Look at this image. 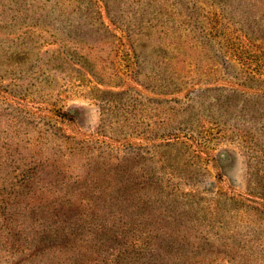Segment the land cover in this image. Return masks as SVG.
<instances>
[{"label":"rangeland","instance_id":"obj_1","mask_svg":"<svg viewBox=\"0 0 264 264\" xmlns=\"http://www.w3.org/2000/svg\"><path fill=\"white\" fill-rule=\"evenodd\" d=\"M94 1L88 18H73L70 23L64 18L35 20L23 14L0 23V193H10V197L31 193L38 200L30 202L40 206L39 197L45 191L61 192L76 174L80 183L89 181L84 158L92 166L88 155L93 159L96 154L87 155V146L103 143L112 150L118 142L128 143L132 149L140 147L142 159L130 155V161L124 162L119 158L116 167L127 163L132 173L151 168L147 175L169 180L167 186L144 190L151 200L146 208L156 205L160 213L167 209L161 220L168 228L192 225L194 233L202 229L211 244V250L197 253L200 259L208 256L205 264L227 259L241 260L235 264H264V215H259L264 196L258 195L259 173L264 175V148L260 146L264 142L257 139L261 108L256 97L243 96L247 88H264L260 0L225 4L229 20L219 10L224 1L190 0L195 3L197 22L193 34L181 29L184 34L180 33L170 14L163 26L160 21L144 25L145 16H141L137 23L146 32L136 33L134 51L109 23L101 0ZM109 1L114 11L119 0ZM64 2L62 7L58 3L59 8H73L74 0ZM120 2L132 4V0ZM97 11L100 21L117 33L116 48L112 37L101 40L100 46L91 38L94 45L90 46V38H83L82 32L52 34L54 28L48 26L98 23ZM131 14L127 12L126 18ZM84 33L88 34L85 28ZM58 50L73 56L72 62L57 64ZM219 53L224 59H217ZM175 86L182 95L194 90L196 97L182 106L181 97L176 103L175 96L162 94ZM210 87H223L226 92L219 94ZM123 89L127 93L109 97L110 91ZM64 111L72 116L60 119ZM262 115L260 123H264ZM163 129L180 134L160 141ZM248 130L250 135L245 133ZM108 154L95 158L93 164L101 171L116 164L115 154ZM95 171L92 182L97 178ZM215 176H220L216 190L202 194L207 188L203 183ZM26 178H32L33 184ZM137 181H143L141 176ZM176 237L180 241L190 234ZM5 248L0 239V251ZM0 256V264L24 261L21 255L4 251Z\"/></svg>","mask_w":264,"mask_h":264},{"label":"trees","instance_id":"obj_2","mask_svg":"<svg viewBox=\"0 0 264 264\" xmlns=\"http://www.w3.org/2000/svg\"><path fill=\"white\" fill-rule=\"evenodd\" d=\"M66 1L0 0V23L7 18H21L20 14L31 15L28 18L35 20H41L44 17L64 18L66 19L65 23H70V19L73 18H88L86 14L95 4L94 0H74V3H72L73 8H59V2H61V7L62 2L71 3V0ZM120 1L122 0L117 2L113 11L109 0H101L109 23L113 26V29L124 35L126 44L131 51L135 50L136 33L146 32L137 23L143 16H145L142 22L144 25L146 23L149 26L157 25L160 21V25L163 26L165 25L164 22L167 21L164 20L165 16L170 14L169 18L180 33L182 31H187L188 34L194 33L197 22L193 16L194 2L190 0H132V4L129 3V5ZM232 1L222 0L223 4H219V10L226 20H229L230 13L228 10H224V5L230 4ZM258 3L261 9H264V0H260ZM167 7H169V10H167ZM127 12L132 13L129 18H126ZM5 13L11 16L4 17ZM89 13H92V10ZM94 16L95 20L96 17L99 19L98 23L89 22L87 25H80L78 21H75L74 23L77 25L61 24V26L55 28L50 23L48 26L54 28L52 34L67 35L69 33L66 31L69 30L82 32V36L86 34V37L83 38H90L87 41L90 42V46H92L91 44L94 45L93 41L91 43V38L96 45L99 44L100 46L101 40L112 37L111 45L114 44V48H116V44L118 45V42H120L117 33H112L110 26L100 21V12L97 11ZM153 21H156L157 24H154ZM1 27L0 25V29H3ZM84 28L88 34L84 33ZM135 28L138 29L135 30ZM242 30L239 29L241 33ZM221 54L217 55V59H224L223 56H220ZM68 55L69 53L66 54L62 50H58L54 58L57 60V64L67 63L66 60L72 62L73 56L68 57ZM80 58L83 57L80 56ZM135 58L139 59L137 56ZM158 61H161V59ZM257 80L262 82L261 79ZM236 86L240 87L242 84L236 83ZM175 88L177 87L166 89L165 91L168 92H162V94L169 97L175 96L172 100L176 103H179L177 101L181 97L184 102H181L180 99L179 104L182 106L189 98L196 97L194 90L182 95L181 90L175 91ZM210 89L219 94H222L223 91L226 92L223 87H210ZM246 90L249 92H244L245 95L242 93L244 97H256L259 102L261 111L257 112L259 115L257 139L264 142V123H260L262 121L260 117H263L262 113H264V88H247ZM125 93H127L126 89L110 91L108 94L110 97L112 95L122 96ZM11 111L14 110L11 109ZM62 113L60 119L72 116L67 111ZM163 130L165 131L159 135L160 141L168 140L171 137L176 138L180 134V131L173 129ZM245 133L250 135L251 131L248 130ZM118 144V147L112 149L115 152L107 149L110 147L105 148L103 143L87 146V155L91 154L92 151L96 154L93 159L91 155H88L93 160L92 166L88 163L87 158H84L86 162L85 178H89V181L80 183V175L76 174L68 181L67 186L61 192L54 191V189L45 191V194L39 197H42V205L40 206L38 202L37 205L30 202L37 199L31 193L11 195V197L9 196L10 193H0V239L7 247V249L5 248L0 252L4 251L10 256L12 254L21 255L24 261L20 264H82L89 258L95 259L89 264H205L208 256L200 259L197 253H202L203 250H211V244L207 234L202 229L194 233L196 227H192V225L188 227L171 226V228H168L161 220L162 214L167 209H163L164 213H160L156 212L160 208L156 205L154 208L152 207V210L146 208L151 200L146 197L147 192L144 190L151 187L161 188L163 185L167 186L169 180L148 174L151 176L149 177L147 172H150L151 168H148L147 172L145 169H140L132 173L129 170L130 165H127L128 169L126 168L127 163L122 164V167H116L121 159L124 162H127L128 159L130 161V155L133 156L132 159L136 157L142 159L140 147L132 149L128 143L118 142ZM260 146L264 148V145L260 144ZM103 149L107 150L108 153L115 154L116 164H112V167L109 166L108 169L104 168L101 171L93 163H95V158L101 157L102 154L109 156ZM145 167L147 166L145 165ZM93 170L97 172V178L94 182H92ZM261 173H264V170ZM143 174L144 176H142ZM261 175L259 173L258 185L260 191L257 193L264 196V175L262 177ZM140 176L143 181H137ZM219 177L215 176L213 179H207L203 183L207 188L202 191V194L206 192L207 195L216 190ZM25 181L29 182L30 185L34 182L32 178H26ZM245 182L248 184L247 180ZM93 183L95 186L92 187ZM48 184L52 187L49 181ZM195 185L197 186L196 183L193 186ZM251 194L254 195L255 193ZM179 197L183 198L181 193ZM76 200L77 202H74ZM90 205H92V208ZM259 215L263 216L264 210H260ZM182 232L190 234V238L185 237L180 241L173 239L174 234L175 237L179 235L182 237ZM78 243H81L79 247H77ZM199 249L201 252H196ZM214 250L212 252H217ZM0 260H2L1 256ZM240 261L238 259H227L221 264H235Z\"/></svg>","mask_w":264,"mask_h":264}]
</instances>
